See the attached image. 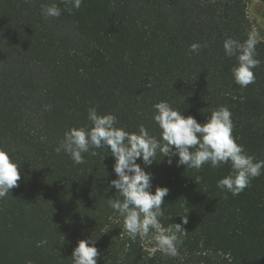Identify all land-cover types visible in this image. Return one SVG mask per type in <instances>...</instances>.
I'll return each instance as SVG.
<instances>
[{"label":"trees","instance_id":"trees-1","mask_svg":"<svg viewBox=\"0 0 264 264\" xmlns=\"http://www.w3.org/2000/svg\"><path fill=\"white\" fill-rule=\"evenodd\" d=\"M51 4L60 17L41 14ZM250 32L247 0H83L71 12L61 0H0V149L21 171L0 199V264H72L84 239L95 241L97 264H264V170L233 195L217 187L230 164L196 170L158 153L145 170L153 193L169 189L161 226L188 217L170 257L132 238L109 206L122 200L110 186V151L93 149L82 164L55 151L66 130L91 126V107L159 139L154 105L166 101L199 123L228 108L237 143L264 161V39L255 81L243 88L223 48ZM194 43L201 48L190 53Z\"/></svg>","mask_w":264,"mask_h":264},{"label":"clouds","instance_id":"clouds-1","mask_svg":"<svg viewBox=\"0 0 264 264\" xmlns=\"http://www.w3.org/2000/svg\"><path fill=\"white\" fill-rule=\"evenodd\" d=\"M69 12L79 9L83 0H61ZM41 14L45 18H58L62 9L56 5H42ZM259 43L257 33L250 32L245 41L232 38L224 41L223 48L228 57H235L237 63L232 67V77L239 86L247 87L254 83V69L260 61L256 59V46ZM201 45L194 43L189 52H198ZM51 108L50 105L46 106ZM153 119L160 129V138L150 135L144 125L138 132H129L118 127L117 117L112 114H100L95 107L88 109L90 127H72L66 130L63 139L55 148L57 154L62 151L75 164L85 162L84 154L96 155L93 149L106 148L115 159L113 165L116 179L111 181L121 199L109 200V206L123 217V229L132 237L141 240L153 233L155 247L153 252L160 251L164 255H178V245L186 231L182 224L188 223L187 215L181 223H174L167 228L161 226L160 218L164 216L162 204L168 195L167 187H157L152 191L153 176L145 169L157 160V154L168 157L169 165L172 157H178L177 166H186L200 170L203 165L210 164L219 168L222 164H230L231 173L220 179L217 187L233 195L240 194L251 180L259 177L264 170V161H255L248 155L242 144L233 136V121L230 110L220 107L214 110L205 123L197 122L192 116L185 117L166 101L154 105ZM142 159L143 167L138 160ZM21 171L8 151L0 149V199L7 196L18 186ZM100 253L95 241L84 239L72 252V264H97Z\"/></svg>","mask_w":264,"mask_h":264},{"label":"rangeland","instance_id":"rangeland-1","mask_svg":"<svg viewBox=\"0 0 264 264\" xmlns=\"http://www.w3.org/2000/svg\"><path fill=\"white\" fill-rule=\"evenodd\" d=\"M247 16L251 32L257 33V39H264V2L260 0H247ZM153 233L146 237L148 242H154Z\"/></svg>","mask_w":264,"mask_h":264}]
</instances>
